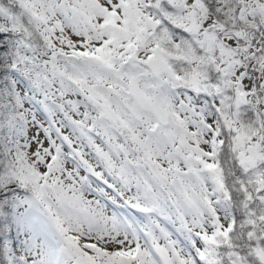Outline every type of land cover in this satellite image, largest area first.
<instances>
[{
    "label": "snow or ice",
    "instance_id": "snow-or-ice-1",
    "mask_svg": "<svg viewBox=\"0 0 264 264\" xmlns=\"http://www.w3.org/2000/svg\"><path fill=\"white\" fill-rule=\"evenodd\" d=\"M0 264H264V0H0Z\"/></svg>",
    "mask_w": 264,
    "mask_h": 264
}]
</instances>
